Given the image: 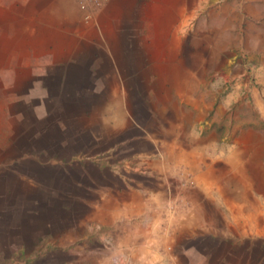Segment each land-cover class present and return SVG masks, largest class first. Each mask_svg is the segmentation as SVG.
I'll return each instance as SVG.
<instances>
[{
  "label": "rangeland",
  "instance_id": "1",
  "mask_svg": "<svg viewBox=\"0 0 264 264\" xmlns=\"http://www.w3.org/2000/svg\"><path fill=\"white\" fill-rule=\"evenodd\" d=\"M157 8L145 60L98 101L101 86L17 63L0 15V264L264 261V0ZM210 190L220 221L205 229ZM130 192L156 225L97 226Z\"/></svg>",
  "mask_w": 264,
  "mask_h": 264
},
{
  "label": "crops",
  "instance_id": "2",
  "mask_svg": "<svg viewBox=\"0 0 264 264\" xmlns=\"http://www.w3.org/2000/svg\"><path fill=\"white\" fill-rule=\"evenodd\" d=\"M167 1L175 3V0ZM162 2L164 0H106L100 8L93 11L89 19H85L87 8L77 0H0V15H5V20L12 27V52L23 53L22 57H18L17 63L20 64L23 60L26 64L22 67L41 70L34 75L35 78H42L44 84H57L63 78H79L81 82L101 86L93 92L96 95L95 101H98L106 85L126 82L121 68L126 66L128 69L134 64L140 67V60H145L143 55L147 50V23L149 18L157 16V6ZM132 20L136 23L134 27H130ZM82 61L86 63L81 64ZM74 62L75 67L71 68L69 64ZM65 68L67 71L63 70ZM176 145L188 149L193 144L180 142ZM153 190L154 188L145 190L144 199L155 195ZM135 195V192L133 195L131 192L123 195V200H116V205L110 208L98 207L96 215L99 221L96 225L116 222L128 237L131 235L132 224L142 213L146 222L144 227L149 231L158 221L156 217V220L153 218L157 211L151 212L148 206H140L138 210L133 208ZM205 195L203 204L205 213L209 214L206 217L209 221H205L204 228L209 229L220 219L216 214L217 204L212 199L213 191L210 190ZM219 205L224 206V203L221 201ZM102 207L107 208L106 213L100 211ZM116 217L127 220L117 221ZM133 217L136 219H131ZM233 222L237 224L236 218ZM248 227L253 231L252 222ZM255 231L259 235L258 228ZM256 256L253 258L247 255L243 264H264L261 256Z\"/></svg>",
  "mask_w": 264,
  "mask_h": 264
},
{
  "label": "built area",
  "instance_id": "3",
  "mask_svg": "<svg viewBox=\"0 0 264 264\" xmlns=\"http://www.w3.org/2000/svg\"><path fill=\"white\" fill-rule=\"evenodd\" d=\"M106 0H77L79 4L87 8V14L85 19H89L92 16L93 11L100 8Z\"/></svg>",
  "mask_w": 264,
  "mask_h": 264
}]
</instances>
